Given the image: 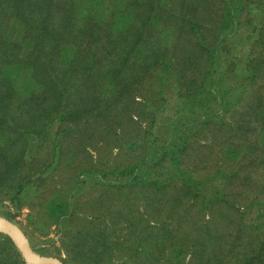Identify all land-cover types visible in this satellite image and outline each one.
<instances>
[{"label":"rangeland","instance_id":"obj_1","mask_svg":"<svg viewBox=\"0 0 264 264\" xmlns=\"http://www.w3.org/2000/svg\"><path fill=\"white\" fill-rule=\"evenodd\" d=\"M95 1L0 0V219L63 264H243L264 247L261 125L239 127L264 105V0ZM21 259L0 230V264Z\"/></svg>","mask_w":264,"mask_h":264},{"label":"trees","instance_id":"obj_2","mask_svg":"<svg viewBox=\"0 0 264 264\" xmlns=\"http://www.w3.org/2000/svg\"><path fill=\"white\" fill-rule=\"evenodd\" d=\"M104 3V0H96L95 2H94V8H95V11L96 10H98V7L100 6V5H102ZM96 14H98V13H96ZM99 15V14H98ZM95 17H97V18H99L98 16H96V15H94ZM119 19H121L122 20V16H120L119 17ZM125 19V18H124ZM224 38V35L222 36V38L221 39H223ZM252 43H253V45H255V46H261L262 47V49L264 50V35H262L261 37H259V38H255V39H253V41H252ZM263 45V46H262ZM262 59H259L258 60V64L260 63V61H261ZM257 64V65H258ZM33 74V73H32ZM31 75H29V80H30V77ZM50 88V87H49ZM51 95H52V97L53 98H57V99H60V101H62L61 99L63 98V96H64V93H65V88H64V90H62V85H53L52 86V88L50 89V92H49ZM256 102H253V105L254 106H251V108H252V112H253V115H252V119L249 121V119H248V121L245 119H242L240 122H242V123H240L241 125L239 126V127H245V125H246V127L245 128H247V129H249V125L251 124V126H252V124H253V122L255 121V125H261V128H260V138L261 139H263L264 140V105H263V107H261V106H259V104L257 105V104H255ZM3 103H1L0 104V106L2 105ZM53 108V107H52ZM54 110L55 109H49V110H44L43 112H42V115H41V117H40V120H42L43 122H46V120L47 119H49L50 117H51V115H52V113L54 112ZM82 112H83V110L82 109H71V110H68L67 112H65V114H64V117H71V118H76V117H79L81 114H82ZM244 117V116H243ZM246 123V124H245ZM242 124H245V125H242ZM255 125H253V127L252 128H256V129H258ZM44 125H41V127H40V129L38 130V133H41L42 132V130L44 129ZM263 142V141H262ZM263 144H264V142H263ZM238 146H240V145H237V148H238ZM234 147H236V146H234ZM243 146L241 145V147L239 148L240 150H242L243 148H242ZM264 147V146H263ZM234 150H235V148H233ZM207 199V200H206ZM210 198H207L206 196H204V200L205 201H208ZM256 201H257V203H260L261 202V204H263V201L261 200V199H255ZM242 214L243 215H245L246 214V211H242ZM5 237H6V239L8 240V241H10V242H12L11 241V239L8 237V236H6V235H4ZM264 238V235L262 236V239ZM264 241V240H263ZM262 245H264V242L262 243ZM14 255L16 256V261H17V254L14 252ZM257 255V256H256ZM257 258H261V259H263L264 258V247H262L261 248V250L260 251H258L257 253H254L253 254V256L252 257H250L249 259H247L243 264H253L255 261H256V259ZM21 262H22V264H26V262L23 260V259H21Z\"/></svg>","mask_w":264,"mask_h":264},{"label":"water","instance_id":"obj_3","mask_svg":"<svg viewBox=\"0 0 264 264\" xmlns=\"http://www.w3.org/2000/svg\"><path fill=\"white\" fill-rule=\"evenodd\" d=\"M0 230L7 233L17 242L19 249L28 262L32 264H63L57 257L39 256L34 253L25 240L21 230L14 223L0 219Z\"/></svg>","mask_w":264,"mask_h":264}]
</instances>
